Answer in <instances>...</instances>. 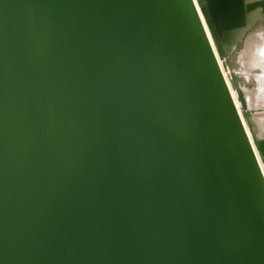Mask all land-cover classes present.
<instances>
[{"label": "water", "instance_id": "95a60500", "mask_svg": "<svg viewBox=\"0 0 264 264\" xmlns=\"http://www.w3.org/2000/svg\"><path fill=\"white\" fill-rule=\"evenodd\" d=\"M259 8L0 0V264H264V137L218 59Z\"/></svg>", "mask_w": 264, "mask_h": 264}, {"label": "rangeland", "instance_id": "374dc122", "mask_svg": "<svg viewBox=\"0 0 264 264\" xmlns=\"http://www.w3.org/2000/svg\"><path fill=\"white\" fill-rule=\"evenodd\" d=\"M258 32L259 34H262L263 36L262 35H261L262 37L259 36ZM248 34L246 35V39L242 41V49L241 50L238 49V54L236 56L230 57L231 59L230 64L228 62L229 60L225 61L226 63L224 65V68H225V72L227 71L226 73L230 76V81L233 84V86H235V81L233 77H235L236 82L239 83V81H241L240 82L241 87L238 86L240 88L236 86L234 87V89L237 90L238 93H239V90L242 91V89L246 88L245 91L243 92V94L245 95V92H247L246 90L248 88L251 89L250 92H247L249 95H247V93L245 95L248 107L249 106L252 107V109H250V107L248 108L251 114L250 116L251 122L253 120V123H252L253 125L251 127L259 133L260 138H263L264 137V58H263L264 57V50H263L264 45L261 46V44L264 43L263 42L264 41V20L262 21L261 26L254 28L253 31L250 32V35ZM255 36H257L258 39L260 37L263 39L262 40L260 38V40H262L261 42L263 43H261L260 40L257 41V46L259 43H261L259 45V48H257V50H260V46H261L260 51L262 52L256 53V54H259L260 58H263L261 59V61H259L260 58H258L259 60L257 59V57H259L258 55L255 54L254 55L255 57L253 56L252 53H255V51L253 50L251 51V49L248 47V46L250 47L252 46V42H249L248 40L250 41L254 40V38H256ZM260 53H263V54H260ZM247 79H249L250 81H248ZM242 85H244L243 86L244 88L242 87ZM250 95H252V99H250L251 98ZM248 99H249V102H251V104L248 102ZM253 99H255V102H258V103H252L254 102L252 101Z\"/></svg>", "mask_w": 264, "mask_h": 264}, {"label": "bare ground", "instance_id": "6f19581e", "mask_svg": "<svg viewBox=\"0 0 264 264\" xmlns=\"http://www.w3.org/2000/svg\"><path fill=\"white\" fill-rule=\"evenodd\" d=\"M264 20V12L262 11V9L261 8H259V9H257L256 11H253L252 13H250L249 14V25H248V27L247 28H245V29H243V30H241L240 32H239V34H238V36H239V39L241 40V41H243V40H245L246 39V35L248 34V35H250V32L251 31H253V29L254 28H257V27H259V26H261V23H262V21ZM259 30V29H258ZM255 32V31H254ZM254 35V34H253ZM258 35L259 36H261L262 34H259V32H258ZM257 35V36H258ZM257 36H255L256 38H254V40H248L249 42H252V46L250 47V46H248L250 49H251V51L253 50V51H255V53H252L253 54V56L256 54V53H258V52H262V51H260L261 50V46H263L264 45V41L263 42H261L262 40H260V38L258 39L257 38ZM252 37V36H251ZM248 38V37H247ZM250 39H252V38H250ZM258 40H260V42L261 43H263V44H261V43H259L258 44V46H257V41ZM250 44V43H249ZM261 44V46H260V50H257V48H259V45ZM263 50H264V48H263ZM215 51H216V49H215ZM250 51V52H251ZM216 53H217V51H216ZM238 54V48L236 47V45H233V47L231 48V55H230V57H234V56H236ZM260 54H263V53H260ZM256 55H258L259 56V54H256ZM217 56H218V54H217ZM261 56H263V55H261ZM255 57V56H254ZM258 58H260V56L259 57H257V59ZM264 58V57H263ZM263 58H260V60L259 61H261V59H263ZM218 59H219V63H220V66H221V69H222V71H223V74H224V76H225V79H226V81H227V84H228V86H229V88H230V91H231V94H232V96H233V98H234V101H235V103H236V105H237V108H238V110H239V113H240V115H241V117H242V119H243V122H244V124H245V127H246V129H247V132H248V134H249V137H250V139H251V142L253 143V145L255 146V144H254V136H256L258 139H260V136H259V133L257 132V131H255L250 125H249V123H248V121H247V119H245V117H244V110H243V107H242V103H241V101L239 100V93L237 92V90H235L234 89V87L235 86H233V84L231 83V81H230V76L225 72V68H224V65H225V61H227V60H225V61H223V60H221L220 59V57L218 56ZM255 59V58H254ZM257 60V61H258ZM257 61H255V62H257ZM229 62V61H228ZM262 63V62H261ZM258 65V64H257ZM261 65V64H260ZM233 80V79H232ZM248 81H250L249 79H247ZM240 82L241 81H239V85L238 86H240L241 87V85H240ZM247 82V81H246ZM250 84V83H249ZM244 85H242V87H243ZM252 86V85H251ZM239 87V88H240ZM244 88V87H243ZM252 88V87H251ZM246 89V88H245ZM245 89H242V92H244L245 91ZM249 89V88H248ZM246 90L247 92H250L251 91V89H249V90ZM247 92H245V95H246V93ZM251 94V93H250ZM247 95H249L248 93H247ZM254 95V94H253ZM251 96V98L250 99H252V95H250ZM249 96V97H250ZM255 96V95H254ZM256 99V98H255ZM255 99H253L252 101H254V102H252V103H258V102H255ZM251 101V100H250ZM248 102H249V99H248ZM250 104H251V102H249ZM253 105V104H252ZM256 106H258V105H256ZM250 107V106H249ZM248 107V108H249ZM250 109H252V107H250ZM250 116H251V114L249 115V119H250ZM251 121V120H250ZM251 123H253V120H252V122ZM253 125V124H252ZM262 136V135H261ZM263 137V136H262ZM256 148V147H255ZM261 165H262V167H263V170H264V164L261 162Z\"/></svg>", "mask_w": 264, "mask_h": 264}]
</instances>
